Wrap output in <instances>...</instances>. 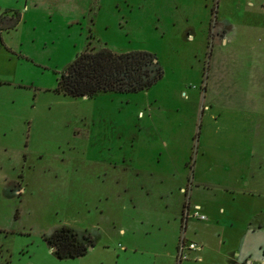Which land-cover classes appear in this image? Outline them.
<instances>
[{"label": "rangeland", "instance_id": "obj_1", "mask_svg": "<svg viewBox=\"0 0 264 264\" xmlns=\"http://www.w3.org/2000/svg\"><path fill=\"white\" fill-rule=\"evenodd\" d=\"M1 7L19 20L0 28V264H166L152 253L170 249L182 202L207 197L214 216L236 153L264 164V0ZM99 49L148 52L162 77L134 94L53 92L77 54ZM253 176L264 191V165ZM191 208L187 235L231 251L238 228ZM62 226L92 236L85 256H52L41 237Z\"/></svg>", "mask_w": 264, "mask_h": 264}, {"label": "crops", "instance_id": "obj_2", "mask_svg": "<svg viewBox=\"0 0 264 264\" xmlns=\"http://www.w3.org/2000/svg\"><path fill=\"white\" fill-rule=\"evenodd\" d=\"M25 1L26 0H24V4ZM248 5L251 4L248 3ZM11 10L12 9L1 7L0 15L4 11ZM221 44L226 45L228 42L222 38ZM252 51L255 50L253 49ZM257 64L258 61L255 65ZM232 164L235 166L234 170L237 174V181L234 186L225 189L223 195H221L219 199L220 202L215 204V215H210L214 208L211 207V202H209L210 200L207 199V197L202 200H194L192 202L193 208H191L189 205L190 197L188 196L185 202H182L180 214L176 216L177 218L172 219L177 228L174 227L171 230L170 249L166 248L163 250L162 255L159 254L158 251L153 252L152 254L155 258L161 257L166 264H176V246L179 240L183 239L188 242H194L199 249L190 252L187 257L188 260L186 259L185 262L182 261L180 264H201L203 261H206V258H209V264H264V191H260L261 187L259 188V185L253 182L255 168L257 169L264 164L261 160L256 161L254 164L252 156L246 153V151L236 153V158L230 160L226 165L229 167V165ZM227 167H225V169H227ZM245 176H249L250 180H245ZM190 188V193L193 189H206L198 184ZM180 192L186 193L184 189H181ZM189 208H191L192 212L196 211L198 214L213 218L215 222L221 216V218H225L226 220L224 221V225L229 228H232L234 225L235 229L238 228L235 246L231 251L222 252L219 249L214 251L209 245V237L204 236V232L200 231L198 234L192 233L190 236L187 235V219L183 215L190 213ZM190 218L194 217L190 216ZM208 218L204 221L209 223ZM195 220L198 219L195 218ZM237 221H239V223ZM168 223L169 220L166 219V224L168 225ZM118 233L124 234L122 230H119ZM162 246H166V243L162 244ZM211 253L217 256L209 257Z\"/></svg>", "mask_w": 264, "mask_h": 264}, {"label": "trees", "instance_id": "obj_3", "mask_svg": "<svg viewBox=\"0 0 264 264\" xmlns=\"http://www.w3.org/2000/svg\"><path fill=\"white\" fill-rule=\"evenodd\" d=\"M18 20L16 11H4L0 15V28H12ZM161 77L160 66L148 52L113 54L105 49L85 50L65 67L53 92L73 98H88L100 93L134 94L148 90ZM41 239L53 249L52 256L60 260L83 256L94 243L86 231L78 232L64 226Z\"/></svg>", "mask_w": 264, "mask_h": 264}, {"label": "built area", "instance_id": "obj_4", "mask_svg": "<svg viewBox=\"0 0 264 264\" xmlns=\"http://www.w3.org/2000/svg\"><path fill=\"white\" fill-rule=\"evenodd\" d=\"M189 214L186 213L184 217L186 218ZM191 217L197 218L198 220L204 221L205 217L198 212L194 211L190 215ZM199 247L194 242H188L183 239L179 240L176 246L175 252V263L180 264L182 261H185L190 252L198 250Z\"/></svg>", "mask_w": 264, "mask_h": 264}, {"label": "water", "instance_id": "obj_5", "mask_svg": "<svg viewBox=\"0 0 264 264\" xmlns=\"http://www.w3.org/2000/svg\"><path fill=\"white\" fill-rule=\"evenodd\" d=\"M82 98H86V97H82ZM91 250V247L87 248V251ZM53 251V249H51V252Z\"/></svg>", "mask_w": 264, "mask_h": 264}, {"label": "flooded vegetation", "instance_id": "obj_6", "mask_svg": "<svg viewBox=\"0 0 264 264\" xmlns=\"http://www.w3.org/2000/svg\"><path fill=\"white\" fill-rule=\"evenodd\" d=\"M184 195H186V193L183 192ZM52 249V248H51Z\"/></svg>", "mask_w": 264, "mask_h": 264}]
</instances>
